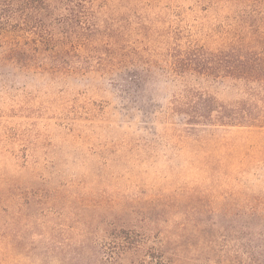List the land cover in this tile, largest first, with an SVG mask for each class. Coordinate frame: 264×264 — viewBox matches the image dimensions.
Instances as JSON below:
<instances>
[{
  "label": "rangeland",
  "instance_id": "1",
  "mask_svg": "<svg viewBox=\"0 0 264 264\" xmlns=\"http://www.w3.org/2000/svg\"><path fill=\"white\" fill-rule=\"evenodd\" d=\"M15 3L0 0V264H105L136 244L165 264L264 262V127L187 131L172 110L188 47L254 35L264 86V0H95V33L58 53Z\"/></svg>",
  "mask_w": 264,
  "mask_h": 264
},
{
  "label": "trees",
  "instance_id": "2",
  "mask_svg": "<svg viewBox=\"0 0 264 264\" xmlns=\"http://www.w3.org/2000/svg\"><path fill=\"white\" fill-rule=\"evenodd\" d=\"M95 0H17L16 9L11 16L24 13L22 26L35 23L34 32L40 38L37 46L51 47L52 52L65 50V46L88 42L95 28L90 24L91 6ZM13 8V7H12ZM73 38L76 40L71 41ZM254 35L247 43H233L226 49L210 51L205 47H188L181 50L174 69L178 77L187 82L185 90L175 99L173 111L184 118L187 131L199 127H264V86L260 88L261 72L259 56L254 50ZM254 44V45H253ZM233 78L242 81L250 98L234 104L221 101L203 87L190 83L188 77L195 78ZM158 256H155V253ZM128 254L142 256L144 264H165L162 251H147L144 246L121 245L109 253L103 251L105 264L123 261ZM253 255V254H251ZM163 256V258H162ZM243 264H264L249 258Z\"/></svg>",
  "mask_w": 264,
  "mask_h": 264
}]
</instances>
